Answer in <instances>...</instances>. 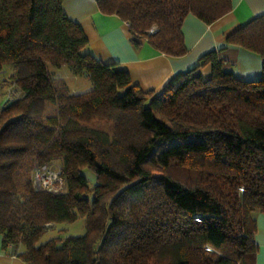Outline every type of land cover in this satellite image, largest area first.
<instances>
[{
    "label": "trees",
    "instance_id": "16d2710c",
    "mask_svg": "<svg viewBox=\"0 0 264 264\" xmlns=\"http://www.w3.org/2000/svg\"><path fill=\"white\" fill-rule=\"evenodd\" d=\"M62 2L0 0V71L8 65L7 87L21 91L0 106L2 246H22L28 264H254L253 213H264V15L225 38L261 57L260 79L236 78L210 51L157 95L87 51ZM95 2L128 23L134 44L173 56L186 52L189 13L209 24L232 7ZM206 64L210 78L192 74ZM50 66H67L91 88L70 93ZM54 160L67 190H35L34 165ZM79 217L84 234L38 243L49 224Z\"/></svg>",
    "mask_w": 264,
    "mask_h": 264
},
{
    "label": "crops",
    "instance_id": "0c3cea01",
    "mask_svg": "<svg viewBox=\"0 0 264 264\" xmlns=\"http://www.w3.org/2000/svg\"><path fill=\"white\" fill-rule=\"evenodd\" d=\"M231 2L230 11L209 24L192 13L185 17L181 32L186 52L179 56L160 52L146 41L134 44L128 23L115 14L100 12L95 0H63L62 9L84 31L88 40L87 51L102 63L115 64L116 69L126 71L133 84L159 95L176 74L194 68L199 58L210 51L218 52L227 64L225 71L236 78L252 81L262 77L261 57L241 46L226 43L225 38L239 26L264 15V0ZM192 74L208 79L211 65L200 66ZM54 77L66 83L63 77L56 74ZM253 216L256 223L254 242L257 246L254 264H264V213L254 212ZM21 250L22 246L3 247L0 234V264H28L18 256Z\"/></svg>",
    "mask_w": 264,
    "mask_h": 264
},
{
    "label": "rangeland",
    "instance_id": "374dc122",
    "mask_svg": "<svg viewBox=\"0 0 264 264\" xmlns=\"http://www.w3.org/2000/svg\"><path fill=\"white\" fill-rule=\"evenodd\" d=\"M51 71L54 73L53 76L58 75L64 78L72 94L82 93L91 88V82L89 78L73 74L67 66H62L60 68H55L50 66ZM67 69L70 71H67ZM11 73V68L7 65L5 68L0 71V106L4 105L7 102L6 97V87L9 74ZM180 142V140H172L165 144ZM169 144V145H170ZM52 163L61 164L60 160H54ZM31 172V171H30ZM81 172L87 178L89 185L95 183V175L88 169L83 168ZM85 232V221L84 218L79 217L73 222H61L55 224H49L40 237L38 243H43L51 238H61L64 239L68 236H79Z\"/></svg>",
    "mask_w": 264,
    "mask_h": 264
},
{
    "label": "built area",
    "instance_id": "2783aa9c",
    "mask_svg": "<svg viewBox=\"0 0 264 264\" xmlns=\"http://www.w3.org/2000/svg\"><path fill=\"white\" fill-rule=\"evenodd\" d=\"M21 95V91L15 85L6 89L8 100H14ZM32 186L35 190H45L52 193L65 192L67 190L66 179L62 176L59 164L52 162L35 164L31 173ZM209 248L210 247H206Z\"/></svg>",
    "mask_w": 264,
    "mask_h": 264
}]
</instances>
